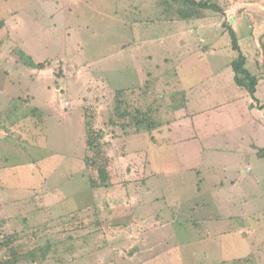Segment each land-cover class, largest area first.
I'll return each instance as SVG.
<instances>
[{"label": "rangeland", "instance_id": "rangeland-1", "mask_svg": "<svg viewBox=\"0 0 264 264\" xmlns=\"http://www.w3.org/2000/svg\"><path fill=\"white\" fill-rule=\"evenodd\" d=\"M209 3L220 12L185 19L182 0H0V261L12 248L5 264H264V159L188 146L183 177L184 152L157 143L188 94L161 83L218 74L237 55L228 27L264 103V0ZM224 171L239 180L215 189ZM173 196L206 207L161 227L157 200Z\"/></svg>", "mask_w": 264, "mask_h": 264}, {"label": "crops", "instance_id": "crops-1", "mask_svg": "<svg viewBox=\"0 0 264 264\" xmlns=\"http://www.w3.org/2000/svg\"><path fill=\"white\" fill-rule=\"evenodd\" d=\"M185 31L187 30L185 29ZM185 31L180 30L178 33L185 35ZM191 43L193 44L192 50L196 51L198 54H201L200 57L206 53H212V51H214L203 50V52L200 53L197 51L199 47L194 46V44L196 45V42L191 40ZM181 62L182 61L179 62L178 60L177 64L180 65ZM230 63L231 61L229 63L226 62L221 69V66L219 67L220 70L218 74H211V76H207L203 80L186 82L183 77H179L180 81L176 79V82L172 83L171 85L169 84L170 86L161 83L162 87H172L173 91H178V89L183 87L184 89H187L188 93L187 96H184L185 103H183L182 106H177L178 108L175 109L176 115L182 118V120L186 119V121L178 122L172 119L171 121L167 120L157 126V129L159 130L158 132L162 133L159 140H157L158 144L168 142L172 148L174 147L178 151L182 150L184 152L185 155L181 163L185 162L187 164H182L181 167V173L183 177L189 176L187 173L191 172V169L193 168L192 164L189 163L194 161L191 159V155L195 149L190 151V146L200 147V150L197 151V154L195 152L196 158L199 157V160H202L204 151L203 149L208 145L217 150L227 149L228 153H244L243 151L247 150L245 148H242L243 150H236L240 148L239 144H245L246 146L248 145L249 148H247L249 151L254 152L257 158L264 159L257 155L258 149L264 147V119H259L258 117V119H254L251 117L249 113L250 108L254 109L253 106H255V108L257 107L254 105L255 103L252 105V100L249 93L244 88L239 87L235 83L233 70L232 68L231 71L228 69V65ZM207 80L210 81L208 82ZM262 80L263 79H259L255 92V96L260 101V103H262V100L259 99L258 92ZM242 100H244V109H237L236 106H239L237 104ZM232 106H235V111H232V109H227ZM174 107L176 106H173V111ZM256 111L257 110H253V112L259 116L258 111ZM220 116H223L222 124L220 121ZM185 158L186 160L184 161ZM247 167L249 168V171H247ZM252 169L253 167L250 164H247L246 168H241V171L245 173L246 171L250 172ZM237 173L236 175H230V173L224 171V174H227L229 177L224 176V180L222 179V182H220L218 186L216 185L217 187H215V189L225 186V183H227L226 180L228 178H230V182L228 183L230 185H235L239 180ZM180 199V197L173 196L169 199L170 201L163 199L157 200V225H163L162 221H164L165 224H168L167 226H172V221H168L169 218L174 217L175 219L177 215L180 217H188L190 214H192L191 212H194L195 210L200 211L206 207L203 205V203H200L199 205L195 203L187 206L184 204V201ZM228 206L229 203L228 205H223V207ZM172 210H174L175 213L171 212ZM167 211L168 213H166ZM176 212L178 214H176ZM187 212L189 213L186 216ZM164 214L166 215L167 219H165ZM223 217L231 218L232 216L231 214H227ZM191 218L193 219L194 216ZM214 219H216V217ZM164 232L168 233L167 231ZM225 232L221 229L216 231L215 234L218 236Z\"/></svg>", "mask_w": 264, "mask_h": 264}, {"label": "trees", "instance_id": "trees-1", "mask_svg": "<svg viewBox=\"0 0 264 264\" xmlns=\"http://www.w3.org/2000/svg\"><path fill=\"white\" fill-rule=\"evenodd\" d=\"M185 4H190L191 7L188 8L187 11L182 12L183 14V18L185 19H191L194 17H198L197 14H195L197 9H211L213 11L216 12H220V8L216 5V4H210L209 0H182ZM3 26V21H0V27ZM228 33L231 37V48L233 51L236 52V57L231 61V68L233 70L234 73V81L235 83L239 86L244 88L249 95L251 96V98L253 99V101L255 102V105L258 109H262L264 110V103H260V101L257 99V97L255 96V92H256V87L259 81V77L252 74L250 72V70L247 68L246 66V57L243 54L240 45L238 43V39L236 36L235 31L233 30V28L228 27ZM34 66L37 69H43L45 67V63H37L34 64ZM142 119H137L136 123L141 124L142 123ZM157 126H159V123H157ZM88 127V125H87ZM87 139H86V146L87 149H89L90 151L92 150H98L99 149V143H97V140L99 138V136L101 137V133H97L95 136L90 134V130H88L87 128ZM257 155L259 157L264 158V147L259 148ZM12 241L11 237H5L3 241H0V244L2 245H8V243ZM12 249V248H11ZM11 258L10 259H6L3 261H0V264H5L7 261H15L19 258L18 253L16 251H14L13 249L11 250ZM30 256L32 258L35 257V253L32 251L30 252Z\"/></svg>", "mask_w": 264, "mask_h": 264}]
</instances>
